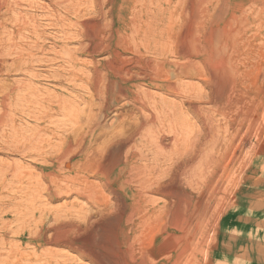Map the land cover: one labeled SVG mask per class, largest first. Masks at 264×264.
Instances as JSON below:
<instances>
[{
	"label": "bare ground",
	"instance_id": "6f19581e",
	"mask_svg": "<svg viewBox=\"0 0 264 264\" xmlns=\"http://www.w3.org/2000/svg\"><path fill=\"white\" fill-rule=\"evenodd\" d=\"M62 1L61 9H64L62 11L65 17H72L73 21L69 25L66 23L67 29H62L65 22L61 25L62 28L57 26L63 31V34L60 33L63 39L60 40L59 37V42H56L54 37L53 45L57 49L53 52L61 62L58 59L60 64L52 66L55 69L52 77L62 78V84L66 83L67 88L74 91L78 99L67 101L68 98L64 99L62 95L56 101L53 100L55 103L50 102L53 103L50 107L46 104L48 111L64 117L62 124L65 128L58 133L39 126V135L44 130H49L50 138H45L47 141L50 139L51 147L48 146L54 154L40 156L43 163L38 169L41 177L49 181V185H56L54 190L59 192L58 188L60 191L61 188H69L70 193L73 191L88 206L85 209L83 205L79 207L70 202L71 206L60 208L65 217H68L67 220L59 224L55 222L56 226L50 228L52 231L50 230L49 235L48 227L38 225L40 228L34 235L31 233L30 239L35 245L54 246L65 236L67 238L63 240H66L69 247L87 255L96 264H182L183 258V263L195 264L197 254L204 247L199 240L205 236L207 239L210 233L207 224L215 215L214 204L225 190V181L235 171V167L241 164L242 156L247 152H253L258 163L261 151L264 150L258 132L261 123L259 116L264 112V76L261 80L259 75L250 77L254 71L251 67L253 60L261 58L260 62L264 61V26L262 27L263 22L260 24L264 21V13L261 15L262 10L258 9L260 13L257 14L249 12V15L247 13L242 16V11V15L237 14L236 9L242 3L241 0H185L186 12L183 14L189 17L184 26L180 25L182 19L176 20L180 22V27H184V31L175 36L172 30L177 24L171 22L174 14L172 7H178L181 0H139L142 5L139 10V7L136 8L145 19L138 24L132 22L136 13L132 20L124 14L127 9L135 10L136 0H120L122 3H117V0ZM125 1L126 9L123 8ZM248 1L253 5L257 3L256 0H247L245 3H249ZM260 2L264 9V0ZM217 7L219 11H223L212 16ZM240 8L243 7L239 6ZM248 8L254 9V6L248 4ZM55 13L57 14V9ZM199 13L207 14L202 16ZM88 15L90 17H86ZM56 16L58 19L59 15ZM82 16L85 17L81 18ZM139 17L136 19L139 20ZM63 19L65 20L61 17L60 22ZM249 21L252 25L256 24V28H251L248 32L245 26ZM7 24H4L5 28L10 26ZM4 30L3 27L0 32L4 33ZM55 31L58 32L57 29ZM14 33H18V30ZM5 39H0L1 43ZM28 43H31L30 40ZM67 43L73 45L69 47ZM11 44L12 41L7 45ZM2 51V55L5 54V50ZM134 53L139 58L134 57ZM170 53L182 60H176V56L175 60H171L173 58L170 59V55L168 57ZM53 56L52 54L51 57ZM24 58L27 60L29 55ZM34 58H30L32 62ZM19 59L12 60V66L20 64L22 57ZM46 61L49 62L48 59ZM30 62L26 65L29 66ZM41 62L38 63L42 65ZM245 63L247 68H243ZM26 65L22 63L21 66ZM14 66L12 69L17 68ZM20 71L27 73L21 69ZM26 96L30 97L24 95ZM33 99L34 102L39 101ZM38 106V111H35L39 113ZM30 107L31 105L28 108ZM127 107L128 110L124 109ZM46 109H41L40 106V111ZM38 113L37 118L40 116ZM43 113L45 115L42 111L41 114ZM53 114L50 113L51 116ZM44 115L43 117L48 116ZM43 121L47 122V119ZM22 131L24 133V129ZM49 149L46 151L48 154ZM56 182L60 183L59 186ZM54 190L51 193L55 196L57 192ZM61 205L65 207L64 204ZM74 212L79 214V218ZM73 214L77 220L71 219ZM29 219L28 221L33 220ZM58 220L59 217L56 218ZM68 235L71 238L77 237L69 239ZM98 237L99 241L96 240ZM54 254L55 252L52 253ZM49 257L48 255L46 261Z\"/></svg>",
	"mask_w": 264,
	"mask_h": 264
},
{
	"label": "rangeland",
	"instance_id": "374dc122",
	"mask_svg": "<svg viewBox=\"0 0 264 264\" xmlns=\"http://www.w3.org/2000/svg\"><path fill=\"white\" fill-rule=\"evenodd\" d=\"M55 1H57V2H55ZM117 1H118L117 3H119V2L122 3L120 0H117ZM246 1L247 0H241L242 3L240 2L241 4H239L237 9H236V13L237 14L238 13L241 14V11L243 13V15L241 14L242 16L247 15V13L249 15V12L250 13L254 12L253 14H255V12H256V14H257V13H260V11L262 10L261 11V15H263L264 9H262L263 6L260 5V3H261L260 1L261 0H256L257 3L254 4V5L251 4L249 1H248L249 3L246 4L245 3ZM0 2H2V3H0L1 4L0 5V8H1L0 9V29H1L0 31H3V27L5 29L4 33L0 32V39H5L6 38L5 40L2 41L3 43H1V40H0V44H1L0 45V52H1L0 53V57L2 59V60L0 59V62H1V64H0V70H1V72H0V264H12V263L13 264H18V263L19 264H21V263L22 264H39V263L40 264H45V263L48 264L50 262L51 263L54 262V264H56V261H57V264H61V260H62V264H65V263H67V264H96L95 262H92V260L90 258H87L88 257L87 255L83 254L79 250L74 249L72 246L69 247V244L67 242H65L66 240H63L65 238V236H63V238H60L61 241L59 240V243L55 244L54 246H53V244H51V245L50 244L35 245V243L30 239V238H32V234L34 235V233H36L41 226L44 227V228L48 227L47 228V231H48L47 234L49 235L50 232L52 231L50 228H52L53 226H56V224L63 223V220H67L68 217H65V215H64L65 213H62L61 209H66L71 203L72 204L74 203V205H78L79 207L83 205L82 207H84L85 209L88 206V204L85 205L84 200L82 198L76 197V194L73 193V191H71V193H70V189L69 188H67V189L63 188L64 190L61 188V191H60V188H58L59 192H58L57 189L54 190V188H56L54 186H56V185H54V184H51L52 186L49 185V181L45 180V179H43L41 177V175H40L41 173H40V171L38 169V166L43 163L42 162L43 160L41 159L40 156H52L54 154V152L53 151L51 152V149H49V146H50L49 141H50V139H49V141H47V139L50 138L49 130H53L54 132L60 133L63 130V128H65L63 126V124H62L64 122L63 121L64 117L62 118V115L56 114V113L54 115L53 114L54 112L52 111L53 112L52 113L51 110L48 111V109H49L48 106L50 107L51 104L55 103L53 100L61 98L62 95H63L62 97L64 99L68 98L67 101H70L71 99H72L71 101L78 99V96H76V93L74 91H72L71 89L67 88L66 83L62 84V82H64L63 80H61L62 78H59L56 75H55L56 77H52V76H54L53 75L54 67H57L58 63L60 64V62H61V60L54 54L55 51L53 52V50L57 49V48H55V44L53 45V43L55 41L59 42V40H58L59 37H60V40L63 39L61 37L62 36L61 34H63V31L62 32L60 31V28H62L61 25L63 24V22H65V24L63 25L64 28H62V29H67V24L68 25H69V23L71 24L73 19H72V17L70 18L69 16H68V18L65 17V14L63 12L64 9H61V8H63V5H62L63 1L62 0L61 1L60 0H3V1L0 0ZM181 2H183L184 5ZM141 3L142 2L139 3V0H138V3H137V0H136V2H135V10L131 11L130 9H127L126 11H124V14H127V16H129V18L128 17L127 18L130 19V20L133 19L135 13H136L135 14L136 18H138V16H140L139 20H137L134 17L135 21H134V19L132 21V22H134V24L135 23L138 24V23H140L141 20L145 19V18L143 19V14L140 11H138L140 9L141 5H142ZM185 3H186L185 0H181L180 2H178V5L180 4L179 6L177 5L178 7H176V8L172 7V8H174V10L172 9L174 11V14H173V17H171L173 19V20L171 19L172 20L171 22L174 23V25H175V23L177 24V25L174 26V29L172 30V32H173V34L175 36H179L181 34L180 32L184 31V27L183 28L180 27L179 26L180 22L176 21V20H180L181 21V19H182V21H181L182 24H180L182 26L184 24V22H186V20L189 17V15L187 16L186 14H183V13L186 12V10H184V9H186ZM126 4H127V1H125L123 3V5H124L123 8L124 9H126ZM139 4H140V6H138ZM248 4L254 6V9L257 8V10L248 8ZM3 5L5 7H2ZM181 5H183V6L180 7ZM219 5H221V4H219ZM256 5H258V6H256ZM60 6H62V7H60ZM239 6L243 7V8L239 9ZM80 7H82V6H80ZM136 7L137 8L139 7L138 10H137ZM230 8H232V7H230ZM56 9H57V14L55 13ZM258 9L259 10L261 9V10L259 11ZM49 11H51L50 14H49ZM127 11H129L130 13L127 12ZM216 11L212 12V16H214V14L220 13L223 10L219 11L218 7H217ZM243 11L244 12L246 11V12L244 13ZM176 12H178V13H176ZM53 13H55V14H53ZM137 13H139V14H137ZM47 14L49 15V17H48ZM199 14L202 15L201 13H199ZM206 14L203 13V15H205V16H206ZM51 15H53V16L51 17ZM56 15H59V16L61 15V16L60 17L58 16V19H57ZM131 15H133V16H131ZM182 15H184V16H182ZM55 16H56L57 20L55 19ZM24 17H25V19H24ZM61 17L65 18V20L64 19L62 20V22H60V20H59ZM83 17H85V16H82L81 18H83ZM86 17H90V16L88 15ZM182 17L185 18L184 19L185 21H183ZM19 18H20V21H19ZM263 18H264V15H263ZM21 19H22V21H21ZM23 19L27 23H25L23 21ZM50 19H52L54 21H52V20L50 21ZM14 20H16L17 22L14 21ZM51 22H53V23L56 22V24H58V25L53 24ZM261 23L263 24L262 25V27H263L264 26V21H261L260 24ZM4 24L5 25L7 24V26L8 25H10V26H8V27L6 26L7 28H5ZM20 24L21 25L23 24V25L21 26ZM16 25H18V26H16ZM25 25H27V26H25ZM51 25L52 26L54 25V26L52 27ZM55 25H56V27H55ZM255 25L256 24L252 25V22L249 21L248 25L245 26V29L247 27L246 31L249 32V30L251 28L253 30H255V28H256ZM11 26H12V28H11ZM48 26H50V27H48ZM57 26L60 27V28L58 29ZM16 27H18L19 29L18 28L16 29ZM28 27H31L32 29L30 30V28H28ZM54 27H55V29H54ZM181 28H182V31H181ZM9 29L10 30L13 29V30L10 31ZM56 29L58 30V32L55 31ZM176 29H177V31H176ZM17 30H18V33H14ZM32 30H34L35 32L32 31ZM52 30L56 33V35H55V33ZM6 31H8V32H6ZM263 31H264V27H263ZM29 32H30V34H27ZM5 33L8 34V35H5ZM19 33H21L20 35L22 36L23 40H22L21 36L19 35ZM52 33H54V34H52ZM15 34L18 35V37ZM9 35H10V37L8 38ZM11 36L12 37L14 36L13 39H12ZM24 36L25 37L27 36L30 39L27 38V37L25 38ZM54 37H56L55 38L56 40L54 39ZM247 37L250 38L248 35H247ZM15 38H16V41L14 40ZM20 38H21V40H20ZM9 39H10V41H9ZM17 39H19V40L17 41ZM28 40H30L31 43H28ZM31 40H35V42H33ZM11 41H12V44L14 45V47H13L12 44L9 45L11 47H9L7 45V44H10ZM4 42H6V43H4ZM8 42H10V43H8ZM15 42H17L16 45H15ZM2 45L3 46L6 45V47H8L9 49L6 48L5 46L3 47ZM71 45H73V44L72 43H67V46L70 47ZM31 46H34V47L32 48ZM38 46H39V48H38ZM45 46H46V48H45ZM11 48L12 49L14 48V49L12 50ZM35 48L38 51L35 50ZM40 48H42V51H41ZM25 49H27V51H29L28 54H27ZM30 49L31 50L34 49V51H31ZM2 50H5L4 51L5 54H3V55H2V53H3ZM22 50H25V51H22ZM35 51H36V54L40 55V56H37L34 53ZM51 51H52V54L54 55L53 57H51L52 56ZM15 52H16V54H15ZM40 52H41V54L43 56H46V55H48V57L50 56V59L52 61L48 57H43L40 54ZM18 53H19V55H17ZM31 53L32 54L34 53V54L32 55ZM11 54L12 55L15 54V55L12 56ZM23 54H25V55H23ZM28 55H29V58L26 60L24 57H28ZM35 55H36V57H35ZM137 55H138L137 53H134V57L139 58V56H137ZM169 55H170V57H169ZM15 56H17V57H15ZM32 56H33V58L35 57L34 60L36 59V61L33 60V62H32V60L30 59V58H32ZM175 56H176V54H174V53L168 54V57L170 59H171V57L173 58L171 60H175V59L176 60L177 59L178 60H182V59H179L177 56L176 57ZM21 57H22V59H21ZM38 57L41 58V60H39ZM54 57H56V58H54ZM174 57H175V59H174ZM18 58L21 59V60L19 59L20 60V62H19L20 64L15 65V66L13 65V66H14V68L15 67L19 68V66H20V68L18 70H17V68L16 69H12L13 68V66L11 64L12 60H16L17 61ZM45 58H47L49 60V62L48 61L45 62V60H47ZM23 59H25L28 62L26 63L25 60L23 61ZM58 59H59L60 62L58 61ZM260 59H258L259 61L257 59L253 60L254 63H252L251 67L254 68V71H253L252 74H250V77H252L253 75H259L260 76L259 80H261L262 77L264 76V61L260 62ZM42 60H43V63L41 62ZM2 62H4V63H2ZM29 62H30V64H29V66H27ZM38 62L39 63L41 62L42 65L39 64ZM44 62L45 63L48 62L47 64L50 67L47 64H45ZM50 62L54 63L55 65L50 63ZM258 62H259V65H258ZM6 63H7V65H6ZM22 63H23V65H26V64L27 65L22 67L21 66ZM10 64H11V67H10ZM2 66H4L5 69ZM52 66H54V67H52ZM21 67L25 68L26 70L22 69ZM27 67L30 70H32V71H30ZM247 67H248V65H247V63H245L243 65V68H247ZM20 69L25 71V72H27V73L21 72ZM56 78H59V79H56ZM29 84L31 86H29ZM54 85H56V86H54ZM42 87L45 88V91H44V89ZM245 87H246V85H245ZM29 88H30V90H29ZM32 88H33V90H32ZM250 88H252V87H249V89ZM50 90H52V91H50ZM58 90H60L59 93H58ZM28 91H29V93H28ZM25 93H28V94H25ZM47 93H49V94H47ZM32 94H34V97H38L39 99L38 98H34ZM24 95H30V97L29 98L27 96L24 97ZM31 96H32V98H31ZM49 96H50L51 99L49 98ZM24 98H25V100L26 99H29V100L25 101ZM32 99L35 100V101L39 100L40 102L39 101L34 102V101H32ZM49 99L52 100V101H49ZM43 101L46 102V103L44 104ZM25 102H26V105L28 107L31 105L30 109L32 111L28 107H25L26 106V105H24ZM33 102H34V104H33ZM50 102H53V103H50ZM37 103H38L39 106L37 105ZM22 104H23V106H22ZM45 105H46L47 109L45 108ZM37 106L39 108V113H40V116H38V118L39 119L41 118L42 121L39 120L36 117V115L38 113V112H36V111H38L37 108H36ZM40 106H41V109L44 108L48 112H46L45 110H41L40 111ZM34 107H35V109H34ZM124 109L128 110L129 107L124 108ZM30 111H31V113H30ZM42 111L45 112V115H48L49 117L48 116L43 117L44 113L41 114ZM39 113H38V115H39ZM50 113H51V115L53 114L54 117L51 116ZM31 116H32V118H31ZM259 117H260L261 123L259 121L260 124H259L258 132H259V137L261 139V145L263 146L262 148L264 149V112L260 113ZM46 119H47V122L43 121V120H46ZM23 122H24V124H23ZM46 123L48 125H45ZM108 123H109V121H108ZM55 124L58 125V126H56ZM30 125H32L33 127L35 126V127L33 128ZM59 125H61L62 128H60L61 126H59ZM39 126L40 127L43 126L45 128L48 127L49 130L46 129V130L43 131V133L45 132V134L41 133V135H39L40 132H41L39 130L40 129ZM55 126L57 128L59 127L58 128L59 130H57V128H55ZM28 128H29V130H28ZM53 128H55V129H53ZM23 129H24V133L25 134L22 131ZM37 130H38L39 133L37 132ZM24 135H26V136L24 137ZM29 135H31V136H29ZM32 135H34V137H32ZM20 136H22V137H20ZM36 136H38V137H36ZM29 137H30V140H29ZM45 137H47V139ZM27 140H28V142H27ZM34 140H35V142H34ZM45 141H47V144L45 143ZM262 141H263V143H262ZM30 143H31V146H30ZM32 143L34 144V146L32 145ZM35 143H37V144H35ZM39 143L41 144V146H40ZM24 145H26V146H24ZM46 145L47 146L49 145V146L47 147ZM22 146L25 149H23ZM40 147L42 149L43 148L44 149L41 150ZM46 147H47V149H46ZM246 147H247L246 149H248L249 145H247ZM29 148H30V150H28ZM48 149H49V154L46 152V151H48ZM33 150H35V151H33ZM30 151H32V153L34 155ZM36 151L38 153H36ZM39 152H40V154H39ZM41 153H42V155H41ZM30 155H31V157H30ZM234 170H235L233 172L234 174L232 173V175H231L232 178L230 176L229 178H227L228 182H226L227 181L226 180L225 183H224V189L225 190H223L224 192L222 191V193H220V196H219L220 199L216 201L218 204L215 203L214 204L215 207L213 206L214 207L213 211L215 212L214 214L216 216L214 215L215 217L213 216V218H211V220L209 221L210 223L207 224L208 233L210 232L211 235H209L210 234L209 233L208 236H207V239H206V236L204 237V239H200L199 238L200 239L199 243L200 244L203 243L204 247H202V249L204 251L201 250V252H199L197 254V257H196V260H195V264H226L225 262H223L221 260H210V255H211L210 251H211L212 247L214 246V244L216 243V240H217V225L219 227L221 218L226 213H229V214L231 212L232 213H237L236 216H240L238 218V220L235 219V221H231V223H229L230 227L231 228L233 227V230H235V232L241 231L243 233H250V232L256 233L258 231L259 233H261L262 232L261 228H264V223L263 224H261V223L257 224V220H256L257 217L255 215L250 216L249 214H246L247 217H251V220L249 222H248L249 218H245V217L242 216V214L245 213V211H246V209H245L246 206H245V204H243L240 201V198L237 197V196H240V191L239 190L241 188H243V190L247 189V190H251V191H256L257 189L259 191H261L262 189L264 190V150L261 151V156H259L258 163H257V160L255 159V156H254L253 152H247V154H245V156H242L241 164L237 165ZM21 172H22V174H21ZM38 174H39V176H38ZM234 175H236V176H234ZM35 177L36 178L39 177L40 180H42V182L40 180H38L39 178L36 179ZM238 182H240V183H238ZM38 183H40V184H38ZM58 184H60V183L58 182L57 185ZM62 184L64 185V182H62ZM225 184H227L228 186L227 185L225 186ZM31 186H32V188H31ZM65 189H66V191H65ZM68 189H69V191H67ZM52 190H54V192L55 191L57 192V194L55 196L51 193V192H53ZM252 195H255V194H252ZM31 196H33V197H31ZM255 196L256 197H261V195H259V194H256ZM33 198H35V199H33ZM61 204H64L65 207H63V205H61ZM79 204H81V205H79ZM66 205H67V207H66ZM30 206H31V209H30ZM78 206H75V208H77ZM37 208L40 209V210H38ZM263 208L264 207L262 205H257V206L251 205L250 206V209H253V210H257V209L259 210L260 209L262 211ZM46 209H47V213H46ZM59 209L61 210V212L58 211ZM27 210H29V211H27ZM37 211H41V213H37ZM50 211H52L53 213L50 212ZM55 211H57L58 214ZM29 212H31V214ZM258 212H260V211H258ZM36 214H37V216L39 215L38 219H37ZM74 214L76 215V217H78V215H79L76 212H74ZM46 215H48V217ZM75 215L71 219L77 220L75 218ZM41 217H42V219H41ZM44 217H46L47 219L44 218ZM52 217H54V218H52ZM57 217H59L60 220H58V221H60V222L56 221ZM29 218L30 219L33 218V220L31 219V221L33 223H29V222H31V221H28ZM23 219H25L26 221L23 220ZM217 219H219V222H217L218 221ZM61 220H62V222H61ZM37 221L39 222V224H36V223H38ZM43 222L45 223V225L46 224H48V225L45 226ZM55 222H56V224H55ZM21 224H22V226H21ZM26 224H29V225L26 226ZM51 224H53V225H51ZM210 224H211V226H210ZM32 225H34L36 227L39 225L40 227L38 226L36 228V227H34ZM50 225H51V227H50ZM33 227L35 229H32ZM208 227H210V228H208ZM211 228H212V230H211ZM26 231H27V233H26ZM212 231H214V232H212ZM29 233L30 234L32 233V234L30 235ZM25 234H27V235H25ZM73 237L71 238V235H68L69 239H75L77 236H75V238H73ZM201 238H203V237H201ZM98 239H100V237L96 238L97 241H99ZM7 242H10V243H7ZM94 243H95V241H94ZM48 245H50V246H48ZM51 250H53V251H51ZM17 251H19V252H17ZM202 251L204 252V254H203ZM21 252H22V254H20ZM54 252H55V254H54L55 256L52 255V253H54ZM23 253H24V255H23ZM56 253H59L60 255H57ZM28 255H29V257H28ZM48 255L50 257L52 256V259L49 257V260L51 259L50 262H48L49 260L46 261L47 260L46 258H48ZM7 256H8V258H7ZM16 257H17V259H16ZM19 257H22V259H20ZM40 257H42V258H40ZM43 257H44L45 260L43 259ZM56 257H58V259H60V260H57ZM42 259H43V261H42ZM53 259H56V260H53ZM70 259L73 260V261H71ZM184 259L185 258H183V260H182V264H185V263H183ZM65 260L66 261L68 260V261L66 262Z\"/></svg>",
	"mask_w": 264,
	"mask_h": 264
},
{
	"label": "crops",
	"instance_id": "0c3cea01",
	"mask_svg": "<svg viewBox=\"0 0 264 264\" xmlns=\"http://www.w3.org/2000/svg\"><path fill=\"white\" fill-rule=\"evenodd\" d=\"M239 191L240 196L237 197L246 206V211L242 216L249 218V222L251 217H247L246 214L255 215L257 224H263L264 208L262 211L260 209L253 210L250 209V206L262 205L264 207V190L251 191L241 188ZM252 194H259L261 197ZM236 214L226 213L221 218L217 229V240L210 251V260H221L226 264H264V228H261V233L258 231L256 233L235 232L229 223L235 219L238 220L240 216H236Z\"/></svg>",
	"mask_w": 264,
	"mask_h": 264
}]
</instances>
